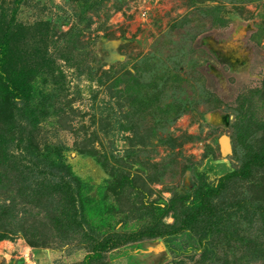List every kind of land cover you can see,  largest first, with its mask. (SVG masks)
<instances>
[{
  "label": "rangeland",
  "instance_id": "obj_1",
  "mask_svg": "<svg viewBox=\"0 0 264 264\" xmlns=\"http://www.w3.org/2000/svg\"><path fill=\"white\" fill-rule=\"evenodd\" d=\"M8 23L34 73L0 89V264H264V0H0Z\"/></svg>",
  "mask_w": 264,
  "mask_h": 264
},
{
  "label": "trees",
  "instance_id": "obj_2",
  "mask_svg": "<svg viewBox=\"0 0 264 264\" xmlns=\"http://www.w3.org/2000/svg\"><path fill=\"white\" fill-rule=\"evenodd\" d=\"M211 12L213 11V9L210 10ZM217 11L214 14V19L213 22L217 23V24H223L222 18L220 19L218 16H216ZM11 23H8L7 26V30L2 34L1 38H0V89H1V93L4 95V101L5 104H7L6 99L9 98V96H12L15 98H19L20 96H23V94H27L24 91V88L26 86V84L29 82V77H27V72H33V71H27V70H21L19 72H14L11 69V65L13 63V58L12 55L14 52L13 51V47L16 48V41L18 39V37H16V34H14L11 31ZM17 49V48H16ZM34 73V72H33ZM27 88V87H26ZM2 104V103H0ZM231 173H228L227 175H225V177L220 181L219 185L217 187H215V190L213 189H209V188H204L202 185L199 186V190H197V197L199 196H207L208 194L211 195H216L220 192L222 186H223V182L224 181H228L230 177H232L233 175H230ZM224 180V181H223ZM205 189V190H203ZM208 192V194H207ZM88 204H93L92 207H90L89 209H93L94 210V214H101L102 212V207L100 206L99 202H94L93 200H88L87 201ZM181 218V217H180ZM181 223L180 225L176 226H167L168 228L170 227L171 230H167L164 231L161 229L160 232H165V235H174V234H178L181 233L187 229L192 230L194 227V222L195 219H193L190 216H184L183 218H181ZM165 227V225L163 226ZM151 232V230L149 231ZM148 232V233H149ZM163 234V235H164ZM149 235V234H145L144 236ZM121 238V237H120ZM124 238V240L122 241L123 244H125L126 242H131V240H135L136 234H131L129 236H125L122 237ZM121 238V239H122ZM10 237H8L7 234H4L2 232H0V241L2 240H9ZM111 239L108 240H104L101 244H98V248L99 249H112V248H118L120 247L121 243L118 242L117 244L113 245L111 244ZM119 241V240H118ZM100 256L99 253H96L94 255H87L83 261V264H90L89 260H93V259H98Z\"/></svg>",
  "mask_w": 264,
  "mask_h": 264
}]
</instances>
